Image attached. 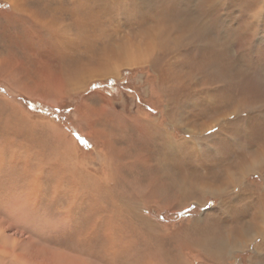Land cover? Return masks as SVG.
<instances>
[{
    "label": "rangeland",
    "instance_id": "rangeland-1",
    "mask_svg": "<svg viewBox=\"0 0 264 264\" xmlns=\"http://www.w3.org/2000/svg\"><path fill=\"white\" fill-rule=\"evenodd\" d=\"M263 203L264 0H0V264H264Z\"/></svg>",
    "mask_w": 264,
    "mask_h": 264
},
{
    "label": "bare ground",
    "instance_id": "bare-ground-1",
    "mask_svg": "<svg viewBox=\"0 0 264 264\" xmlns=\"http://www.w3.org/2000/svg\"><path fill=\"white\" fill-rule=\"evenodd\" d=\"M17 4V3H16ZM152 32V31H151ZM150 33V32H149ZM152 35V34H151ZM177 41V40H176ZM156 44V43H155ZM157 46V45H156ZM121 118V117H120ZM120 122H122V124L120 123ZM130 122V121H129ZM134 122V123H133ZM131 123V125L132 126H137L136 124V121H132V122H130ZM119 124H120V126H122L121 128L124 130L125 128V126H124V124H123V120L122 119H119ZM153 124V123H152ZM151 124V125H152ZM150 124H149V126H151ZM127 127V126H126ZM154 127V126H153ZM122 130V131H123ZM145 130H147V134H146V136H149V138H150V140H158V141H160V143H159V145L157 146L158 147V149H156V150H153V149H151V151H150V154L151 155H147V156H145V154H144V152L142 153V151L143 150H145V148L144 149H142V151H140V153H139V160L141 161L140 163L141 164H143V165H145V166H147V168L146 169H148L149 171L151 170V172H152V169L154 168V166H153V164L154 163H152L153 161H154V159H157L156 160V162H158V163H162V161L163 160H167L166 162H168V160H173L174 158H180V157H182V152L184 151V148H183V144H181V142H177V140L175 141L174 140V138H172V136H170L168 133H166L165 131H163V130H161V129H159V128H152V127H146L145 126ZM123 134H124V132H123ZM124 137V136H123ZM123 139H125L126 141H129V144H130V142H131V138L128 140V137L126 136V134H125V137L123 138ZM132 143V142H131ZM156 144V143H155ZM147 150H148V148H147ZM119 151H120V149H119ZM149 151V150H148ZM120 153H121V156H122V151H120ZM133 154V153H132ZM124 155V154H123ZM137 159V162L139 161ZM48 162V161H47ZM45 163V162H44ZM40 165V164H39ZM132 165V164H131ZM149 165L151 166V167H149ZM160 165V164H159ZM166 165H167V163H166ZM164 167V166H163ZM176 167V166H175ZM143 172H144V170H143ZM75 181V180H74ZM191 182L192 183V185H195L196 187L198 186V181H196L195 180V178L191 175V174H189V175H187L186 177H185V179L182 181V185H181V189L183 188V189H186V185H185V182ZM181 182V181H180ZM84 184V183H83ZM86 184V183H85ZM152 182H150V184H149V187H150V189H151V194L152 195H154V193H157L156 192V188L155 187H153L152 186ZM180 184V183H179ZM177 185V184H176ZM86 187V186H85ZM161 187V186H160ZM178 187H179V185H178ZM177 188V187H176ZM192 188V187H191ZM149 192V193H150ZM159 193V192H158ZM158 195V194H157ZM128 204V203H127ZM264 204V203H263ZM261 206H263V205H261ZM260 206V207H261ZM260 210V209H259ZM258 210V211H259ZM262 210V209H261ZM261 212V211H260ZM120 217V216H119ZM262 219V218H261ZM120 221H122V220H120ZM123 227H124V225L123 226H121L120 225V222H119V239H120V243L122 242V240H125V238H127V236L125 235V234H123ZM232 234V233H231ZM231 234L229 235V242H227L228 241V238H226L225 240H224V238H225V236H223V237H220V238H215V242H214V246L218 249V251H224L229 245H230V243H231ZM127 240V239H126ZM212 244V243H211ZM235 244V243H234ZM127 246V244H124V246ZM150 245H148V244H146V249H147V253H143V254H141L140 256H139V260H141V262H140V264H178V262L174 259H172V261H170V263H165L164 261H162V260H160V259H158V258H156V252L155 251H153L154 249H151L150 247H149ZM133 247H135L134 245H131L129 248H133ZM121 248H122V246H121ZM124 248V247H123ZM128 248V249H129ZM136 248V247H135ZM209 248V247H208ZM120 249V248H119ZM125 249V251L127 252V250H126V247L124 248ZM137 249V248H136ZM144 249V248H143ZM210 250H211V247H210ZM209 250V251H210ZM129 251V250H128ZM146 251V250H145ZM144 251V252H145ZM215 251H217V250H215ZM123 252V251H122ZM137 252V251H136ZM130 255V254H129ZM138 255V254H137ZM133 256V255H132ZM131 257V256H130ZM138 257V256H137ZM135 259V258H134Z\"/></svg>",
    "mask_w": 264,
    "mask_h": 264
},
{
    "label": "snow or ice",
    "instance_id": "snow-or-ice-1",
    "mask_svg": "<svg viewBox=\"0 0 264 264\" xmlns=\"http://www.w3.org/2000/svg\"><path fill=\"white\" fill-rule=\"evenodd\" d=\"M94 87H95V85H94Z\"/></svg>",
    "mask_w": 264,
    "mask_h": 264
}]
</instances>
